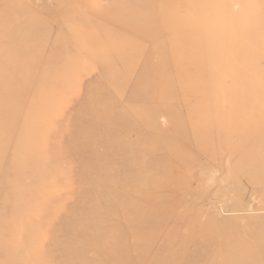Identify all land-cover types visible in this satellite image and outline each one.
<instances>
[{
  "label": "rangeland",
  "instance_id": "rangeland-1",
  "mask_svg": "<svg viewBox=\"0 0 264 264\" xmlns=\"http://www.w3.org/2000/svg\"><path fill=\"white\" fill-rule=\"evenodd\" d=\"M152 1L157 10L140 5L145 0H0V264H226L224 251L230 244L248 238L264 242V173L261 179L242 177L239 156L220 158L214 143L202 149L211 160L195 149L187 162L183 159L191 170L176 181L179 193L173 211L176 217L182 208L188 209L185 212L195 218L189 226L206 228L203 235L208 239L201 238L213 244L210 252L199 254L193 243L189 246L197 232L188 234L185 225L158 224L150 216L149 200L132 192L133 184L131 191L124 190L123 199L107 204L105 193L120 192L123 179L142 174L135 173L141 166L125 169L128 157L107 161L113 183L102 195L90 183L82 160L102 155L111 139L100 143L95 136L84 149L80 144L95 130L86 125L82 142H74L76 116L93 105L94 91L102 89L99 93L110 97L117 88L118 110L129 116L120 99L134 90L136 75L123 78L119 60L131 54L157 51L152 59L156 63L164 51L171 79L183 82L175 88L186 96L171 108V115L154 112L152 126L128 121L116 128L120 138L139 142L135 161L142 158V165L168 169L169 182L150 188L151 196L172 191V174L185 173L183 164L174 162L160 144L191 136L195 123L201 130L211 127L215 141L234 148L242 140L264 142L261 0H176V13L184 18L177 24L169 8L161 6L165 0ZM125 5L153 14V24L130 30L98 14L103 9L122 17ZM141 31L151 32L144 44H131ZM242 65L251 67L252 78L237 75ZM229 89L244 90V104L233 105L226 98ZM170 126L182 127L184 133H170ZM259 154L263 159L264 151ZM117 170L127 178L117 176ZM140 190V185L134 189ZM91 202L102 209L95 215L96 229L106 235L95 239L79 225L65 231L67 216L72 219ZM128 203L140 214L134 223L121 215ZM67 232L74 237L72 246L64 242ZM259 259L264 264V257Z\"/></svg>",
  "mask_w": 264,
  "mask_h": 264
},
{
  "label": "bare ground",
  "instance_id": "bare-ground-1",
  "mask_svg": "<svg viewBox=\"0 0 264 264\" xmlns=\"http://www.w3.org/2000/svg\"><path fill=\"white\" fill-rule=\"evenodd\" d=\"M136 1L137 0H134L135 3H137ZM146 3L150 7L154 6V8H152L153 11L157 10V8L159 7L152 0H148V1L145 0V2L144 3L141 2L140 5L142 4L143 6H145ZM176 3H177L176 0H165L162 1L161 3V6L164 7L167 6L169 8L168 9L169 15L171 14L172 18L177 19L175 24L180 23V19L181 21L184 20L183 17L181 18V16H178L179 14L178 12L176 13L178 9ZM260 4H263V7L259 9V19L261 18L262 13L264 14V0H261ZM122 8H124L123 9L124 14L122 15V17L121 15L120 16L110 15L109 14L110 11H105L103 9L99 10L98 14L101 15L102 18H106L107 20H110V22L112 23H117V25L120 24L122 26L124 25L126 28L130 27V30L134 29L137 26H147V25L150 26L154 22L155 16L153 14L152 15L143 14V12L135 10V8L126 5L125 7ZM138 8L136 7V9ZM149 33L151 32L150 31L136 32L135 35H137V37L134 38L131 44L136 43L138 45H143L144 44L143 41L146 39ZM241 45L244 46V43L241 42ZM179 50H181L180 46L179 49L177 50L178 56H179ZM164 53H165L164 51L163 52L161 51V54L165 55ZM158 54L159 53L157 51L152 50V51H145L143 54H131L130 57L127 59H122V57H120L121 59L119 60V62L120 61L122 62H120L119 66L124 74L123 78H125L126 75L128 76L131 75L134 76V74L136 75L134 76L135 77L134 78L135 86L133 88L134 90L129 94H127L126 97L125 95H123L122 96L123 98L120 99L121 102L122 100L125 102V108L126 107L129 108L130 110L129 116H127L124 112L118 110L119 107V103H118L119 100L117 98L119 93L118 88L116 89V91L114 90L115 92L111 90L113 96L110 97H107L106 95L103 96L105 91L101 92L100 94L99 91H102V89L100 88L101 90L94 91L96 93L91 97L93 100L91 103L93 105H91V107H88L86 110H83V112L80 111L79 114L76 116L77 117L76 120H78L79 125L73 131L74 133L72 138L74 142L75 141L82 142L81 135L83 133V130L86 125H89L90 127L94 128L95 133L92 135L87 134L85 136L83 141L85 144L82 143L80 144V146L81 147L83 146L84 149L86 148V143L95 136L97 138V141H99L100 143L103 142L104 139L106 140L107 138L111 139L110 143H105L104 146L105 151L102 155L96 156L95 159L93 160H90L86 156V158L82 160V163L87 170L86 173L89 176L90 183L92 184L94 190L96 189L98 191L99 195H102V191H104V189L108 188L113 183L111 178L112 176L110 175L109 172L110 171L109 167L111 165L107 164V161L110 159V157L118 158V159L119 157H123V156L128 157L125 158V160L126 159L129 160L128 163L129 165L126 166L125 169L130 168V170H132L137 166L139 168L141 166V169H137L135 173H142V174H140L138 177L136 175L134 176L130 175L132 179L129 178L126 179L127 182L125 179H123L122 183H119V185L122 188L120 192L117 190L115 191L113 189L114 192L108 191L109 194L105 193V195H103V199L107 202V204L108 203L111 204L110 203L111 201L114 202L115 200L123 199L124 190L126 191L130 190L129 185L133 184L134 189L137 185H140V187L144 188V191L140 190L135 192L133 189L132 192L138 193L137 195H139L143 199L146 198L147 200H149L146 202L149 205V208H151L150 216H153V218L156 221L158 220V224L163 222L165 224V222L167 221L168 222L173 221L178 224L185 225L186 229L189 230V233L187 232L188 234L191 233L195 234V232H197L194 241L190 242L189 246L194 245V248L197 249L199 254L210 252L209 250H211L213 244L201 238V236H204L205 238L207 237L206 235H203V232L205 233L206 228L202 224H200L201 226L199 225L200 227H198L197 229L189 226L190 224H194L195 218L191 214L189 215L187 214V212H185V210L188 209L182 208L184 212L181 215H178L176 217L174 216L173 211H174V207H177L176 205L177 193H179L178 190L179 186L177 185L178 182L176 181L178 178L189 176L187 175V173H189L191 170L184 163L183 159L187 162L188 161L187 157L189 156L191 151L195 149L198 152V154L205 155L207 156V158L209 157L211 160L212 157L207 153L203 152L202 149L207 144L214 143V145L219 149L218 154L220 158L226 156L230 157V155H232V157L239 156L241 160V165L238 166L239 175L246 178L250 177L251 180L256 175L258 177L260 176L261 179V175H263L264 173V158L262 159L260 158L261 157L260 156L259 159L257 158L258 156L256 154H259L261 150L264 151V142L261 141V139L258 140L256 139L250 142L242 140L239 141L237 147L235 146L234 148L232 146L225 145L226 143L223 142V140L215 141L211 133L212 131L210 132L211 127L210 130L209 129L205 130V127L203 128V130H201L198 128L199 125L195 123L191 126L190 129L191 136H188L186 138L180 137L181 140L179 142L178 141L172 142L166 139L160 144L161 149L167 152L168 156L172 157L174 162H179L180 164H183L185 173L178 172L177 174H172V182H173L172 184L174 185V189L172 191L167 192L165 195L151 196L149 194L150 188L163 187L169 182L168 169H162L164 167L162 164L152 165L153 163L150 164L146 163L145 165H142V162L144 161V159L142 158L140 162L135 161L137 158L134 156V153L139 151L138 149L139 142H136L137 141L136 139L130 141L126 138H120L116 128L118 125L125 124L128 121H136L138 123L150 122V125L152 126L154 112H158L159 110L162 111L164 110L166 113H169V115H171L173 112V109L171 108L177 106L181 100L186 99V96L184 95L182 97L181 94L179 93L180 90H177L175 88V86H179L178 89H180V84H182L183 82L181 81L179 82L176 79H171L174 74L171 73V71L168 69L169 66L168 63L170 62L169 55H165V56L162 55L161 56L162 60L155 63L153 62L152 59L153 57L158 56ZM237 62L239 63L238 60ZM252 68L253 69L255 68L254 64H252ZM229 69H233V68L230 67ZM254 70L257 73L260 72L257 71L256 69ZM249 71H251V67H249L248 65H242L241 69H239L240 73H237V75L242 77L244 76V78L246 77L248 80L249 78H252L251 73H248ZM123 81L124 79L120 81V84ZM228 91L229 93L227 94L226 98L232 101L233 105L244 104L246 98L244 90L240 89V92H236L233 91L232 89H229ZM137 102L139 103L137 104ZM1 110H0V115H2L3 112V109ZM188 111L189 110H187V112ZM217 124L223 126V122L221 120H218ZM171 128H169L170 133H173L174 131L180 134L184 133L182 127H180L178 130H176V128L174 127ZM168 162L172 165L171 161ZM130 170L128 172H130ZM116 175L127 178V175H124V173L122 172L120 173V170H117ZM97 187H99V189ZM186 191H189V189L183 190L182 193L180 192L181 196L184 195ZM93 202H91L90 204H83L82 205L84 206L83 209L76 216H73L72 219L69 218L71 220L67 219L68 218L67 216L64 224L65 231L66 230L71 231L75 226L79 225L81 227L86 228L88 231L90 230L89 233H91L92 237L95 239L97 237L102 238V236L106 235L104 233V230L96 229L98 225L95 221L96 220L95 215L98 211H99L98 213L100 214L102 209L99 210L97 209V207L95 208ZM164 205H166L165 208L168 210L165 213H163L161 209ZM133 209H136V207L128 203L125 209L121 212L122 213L121 215H123L122 217L127 222L134 223V221L136 222L140 218V214L137 211V209L136 212H134ZM105 212L107 213V215H110L109 214L110 212L107 211ZM160 212H162V214ZM207 227L209 228V226ZM85 234H83L82 236H85ZM206 239H208V237ZM64 240L66 244H71V246L74 243V237L69 232H67L66 238ZM183 240L184 238L181 241ZM261 242L262 241L260 240L257 241L256 239L248 238L242 244L240 243H235V244L233 243L232 245L230 244L229 246H227V248L224 251V258L226 256L225 261H227L226 264L263 263V261L259 259L261 257H264V244H263L264 242L262 243ZM114 246L115 243L111 244L109 249L110 250L113 249ZM172 260L175 259L172 258ZM167 262H169V260Z\"/></svg>",
  "mask_w": 264,
  "mask_h": 264
}]
</instances>
